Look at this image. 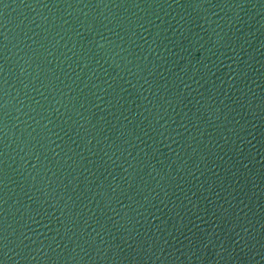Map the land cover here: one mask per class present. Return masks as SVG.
<instances>
[{
  "label": "water",
  "instance_id": "water-1",
  "mask_svg": "<svg viewBox=\"0 0 264 264\" xmlns=\"http://www.w3.org/2000/svg\"><path fill=\"white\" fill-rule=\"evenodd\" d=\"M0 264H264V0H0Z\"/></svg>",
  "mask_w": 264,
  "mask_h": 264
}]
</instances>
